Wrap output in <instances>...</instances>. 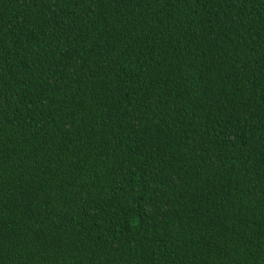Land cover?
I'll use <instances>...</instances> for the list:
<instances>
[{"label": "trees", "instance_id": "trees-1", "mask_svg": "<svg viewBox=\"0 0 264 264\" xmlns=\"http://www.w3.org/2000/svg\"><path fill=\"white\" fill-rule=\"evenodd\" d=\"M0 264H264V0H0Z\"/></svg>", "mask_w": 264, "mask_h": 264}]
</instances>
